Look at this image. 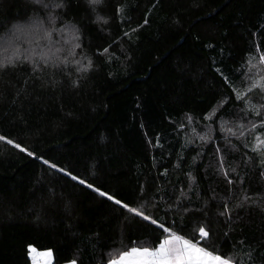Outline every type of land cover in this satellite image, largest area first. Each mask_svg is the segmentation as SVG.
<instances>
[{
  "label": "trees",
  "instance_id": "obj_1",
  "mask_svg": "<svg viewBox=\"0 0 264 264\" xmlns=\"http://www.w3.org/2000/svg\"><path fill=\"white\" fill-rule=\"evenodd\" d=\"M76 3L20 54L39 65L0 72V134L186 238L204 226L203 243L237 264H264V164L252 151L264 98L236 99L264 79V0H106L95 13ZM33 7L0 0V45L18 25L35 29ZM4 52L7 64L15 51ZM129 215L0 141V264H30L29 245L50 249L51 264H108L159 243Z\"/></svg>",
  "mask_w": 264,
  "mask_h": 264
},
{
  "label": "snow or ice",
  "instance_id": "obj_2",
  "mask_svg": "<svg viewBox=\"0 0 264 264\" xmlns=\"http://www.w3.org/2000/svg\"><path fill=\"white\" fill-rule=\"evenodd\" d=\"M29 2L34 6L32 8V15L27 16L26 20L30 22V26L38 30V35L41 40L50 38L54 28L52 27L55 20L59 18L60 13H57L55 9H66L71 6L72 0H51V2H46V0H29ZM87 9L93 13L103 5H105L106 0H85ZM80 3L77 0L75 7H79ZM40 9L44 10V13L41 14ZM97 21L103 20L104 23H107V20L103 17L97 15ZM8 21L0 20V28L4 27ZM147 23V21H145ZM129 35L128 32L124 33ZM38 43V42H36ZM76 47H79V44H76ZM19 49H16V53L13 56L8 58V63L5 64L3 61H0V72L5 70L7 67H15L19 63L29 62L36 65L40 64L39 60L32 61L29 59V56H21L19 54ZM108 49L105 48L104 52H107ZM259 60L261 64H264V54L260 55ZM48 66V62L45 59L44 67ZM91 67V61L86 66H82L83 70ZM78 68L77 70H82ZM37 70L34 68V71ZM225 83H228V80L225 79ZM257 89L258 94L264 98V79H261V83H253L251 86L245 85V90L236 94V99L240 101L246 100L247 96L250 93H253V90ZM255 115L257 118L261 117V112L258 110ZM207 118V117H206ZM260 124L264 126V119L260 120ZM253 129L257 128V124L253 122L251 124ZM246 130V129H245ZM239 131L240 136H244V131ZM228 132H232V129L229 128ZM0 141L6 142L7 145H10L18 149L21 153H25L29 157H34L44 165H48L51 169H55L61 173H64L66 177L70 178L74 182H78L80 185L86 186V188L91 189L93 192L98 194L101 198H106L107 201L112 202L114 205L119 206L120 209L125 210L130 214L127 219L136 220V223L143 224L147 222L146 227L155 226L152 228V231L156 233V238L159 243L154 246H125V250L120 251L118 259L109 260L108 264H237V261L234 258H230L220 251L218 247H209L207 244L203 243L210 239V232L206 230L204 226H200L199 236L201 240H197L196 236L193 235L191 238H186L184 235L179 234L182 229H177L175 222L171 224H166L165 221L155 218L153 215L147 214L142 208L130 206L128 202L119 198L117 193H109L106 190H103L100 186H94L92 183L87 182L85 179L80 178L78 175L73 174L71 171L66 170L63 167H59L56 163H50L49 160L44 159L42 155L37 156L36 152L29 150L26 147H22L20 143L15 142L13 139L8 138L7 135L0 134ZM255 147L252 151L261 154L262 159L261 163L264 164V139H261L259 134L256 136ZM247 147V145H245ZM264 176V173H261ZM229 184L232 183L231 180L228 181ZM244 200L250 201L252 204H255V201H251V197H244ZM225 212L231 211L228 205L224 206ZM187 210V209H186ZM261 211H264V207L261 208ZM223 214V213H222ZM136 218H139L138 220ZM227 235V234H225ZM29 252L35 253L36 250L29 245ZM45 257V264H48V258L51 257L52 252L49 249L48 251L42 253ZM34 262L36 257L33 256ZM69 264H76L75 260L69 262Z\"/></svg>",
  "mask_w": 264,
  "mask_h": 264
},
{
  "label": "rangeland",
  "instance_id": "obj_3",
  "mask_svg": "<svg viewBox=\"0 0 264 264\" xmlns=\"http://www.w3.org/2000/svg\"><path fill=\"white\" fill-rule=\"evenodd\" d=\"M38 31L35 32V29L29 28L26 25H18V27H15L9 34H7L2 43H1V47H0V56H2L3 58H7V54L4 52V48H6L8 50L9 53L15 51L16 53V49H19V54H22V52L26 51L27 48L29 47V44L34 41L35 39L39 38V35L37 34ZM64 33V32H63ZM52 35V34H51ZM28 43V44H26ZM27 53V52H26ZM38 56V54H37ZM261 139H264V136L259 135ZM32 248H34L36 250L35 253H28L29 254V258H30V264H45V257L43 255H41L42 253L48 251L49 249H45V250H38L35 247L32 246ZM33 256L36 257V261L34 262L33 260ZM119 255L112 259H118ZM52 261V255L50 258H48V264H51ZM66 264H69L66 263Z\"/></svg>",
  "mask_w": 264,
  "mask_h": 264
}]
</instances>
